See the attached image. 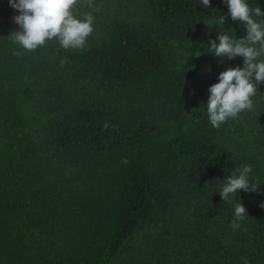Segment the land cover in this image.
Listing matches in <instances>:
<instances>
[{
    "label": "trees",
    "instance_id": "1",
    "mask_svg": "<svg viewBox=\"0 0 264 264\" xmlns=\"http://www.w3.org/2000/svg\"><path fill=\"white\" fill-rule=\"evenodd\" d=\"M89 11L83 48L27 51L0 0V264H264V82L245 124L214 128L202 104L218 72L242 66L209 53L219 15L244 29L222 0H77ZM242 164L259 191L222 201ZM239 198L248 216L233 230Z\"/></svg>",
    "mask_w": 264,
    "mask_h": 264
},
{
    "label": "clouds",
    "instance_id": "2",
    "mask_svg": "<svg viewBox=\"0 0 264 264\" xmlns=\"http://www.w3.org/2000/svg\"><path fill=\"white\" fill-rule=\"evenodd\" d=\"M7 2L18 13L12 17L17 29L11 32V40L20 49L35 51L44 46L46 41L53 39L63 49H79L86 45L87 38L93 31L94 17L91 11L82 14L73 12L77 0ZM86 2L89 8L93 7V0ZM222 3L227 7V17L237 21L245 35L237 38L230 33L231 28L223 29L221 26L225 16L219 15L220 31H216V38L207 43L209 53L219 58L218 64L225 60L231 61L237 56L242 58V66L225 67L217 73L216 82L208 85L209 94L202 104L207 119L214 128L220 127L229 119L237 118L245 110H251L252 98L257 95V88L264 82V10L259 6L250 7L248 0H222ZM198 4L209 8L210 0H198ZM251 172L250 164L240 165L221 180L220 188L214 192L219 194L222 201L229 202L240 190L258 192V185L250 183ZM260 207L264 208V202H261ZM246 215V208L239 198L233 208L231 228H241V221Z\"/></svg>",
    "mask_w": 264,
    "mask_h": 264
},
{
    "label": "rangeland",
    "instance_id": "3",
    "mask_svg": "<svg viewBox=\"0 0 264 264\" xmlns=\"http://www.w3.org/2000/svg\"><path fill=\"white\" fill-rule=\"evenodd\" d=\"M231 28V24H228V29ZM230 30V29H229ZM208 66L204 63H202L199 66L198 69V80L202 83L205 84L210 80V74L208 71ZM239 121L243 122L245 124L244 117L240 114L238 116ZM235 136H238L237 134ZM157 231V227L155 225H147L142 230H140L138 237L135 239L133 242L134 246H140L143 243L147 242L150 238H152Z\"/></svg>",
    "mask_w": 264,
    "mask_h": 264
}]
</instances>
